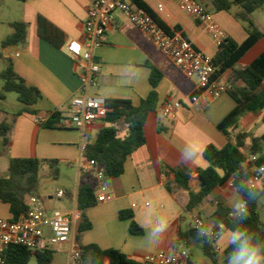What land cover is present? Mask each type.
<instances>
[{"label": "crops", "instance_id": "obj_1", "mask_svg": "<svg viewBox=\"0 0 264 264\" xmlns=\"http://www.w3.org/2000/svg\"><path fill=\"white\" fill-rule=\"evenodd\" d=\"M89 1L0 0V35L7 36L12 32L9 26L11 22H23L26 26L24 41L6 47L0 54V67L4 68L6 59L11 60L16 73L28 85L39 90L40 98L34 105L39 114L58 112L62 118L69 113L71 99L79 95L80 83L66 45L70 40L83 39V22ZM141 1L170 30L177 27L176 31L181 32L198 50L214 56L218 41L183 10L178 0ZM196 1L212 14L225 37L237 44L246 39L244 24L236 20L232 12L214 11L209 0ZM256 10L252 12L251 18L256 27L264 32V13H256ZM261 52H264V38L259 39L238 60L237 66L242 68L249 65ZM95 59L100 65V71L95 86L89 92L104 100L123 99L137 106L151 89L148 64L162 74L155 87V110L148 115L144 124L145 144L126 157L122 174L100 181L90 172L79 170L80 133L72 128L45 127L28 115L12 118L21 108L19 103L14 112L0 108V121L5 120L10 124L9 141L5 148L0 138V175L7 172L13 157L55 160L58 163L55 177L58 176L59 166L66 165L71 185L62 186L54 193L56 197L57 191L65 192L64 197H56L58 209L64 211L76 207L75 196L80 183L92 181L96 186V196L101 193V185H104L105 192L111 193L112 198L97 201L86 210L91 226L78 234V243L119 250L140 264L147 253L158 250L168 252L185 246L184 243H177V233L191 228L194 216L200 217L210 226L209 216L217 201L233 209V203L241 198L232 184L227 182L204 197L197 208L186 211L187 191L176 185L171 171H188V186L197 192L200 181L196 169L208 166L202 150L208 144L222 148L227 143L229 137L220 132L217 125L236 103L224 92L216 98L203 94L198 105L191 104L189 98L197 90V77H187L177 70L171 59L162 54L143 31L118 11H115L113 22L102 38V45L95 51ZM7 98L5 96L0 102ZM165 101H179L181 107L168 116H162L160 107ZM262 115L264 110L246 114L230 136L239 132L252 134L250 129L259 120L264 121ZM101 126L102 121H99L86 129L87 143L94 140ZM186 152L191 155L186 157ZM40 193H44L41 178L37 196ZM52 197L48 194L43 200L50 201ZM120 211H131L132 219L143 229V233H130V219L120 218ZM0 218H12L8 204L1 201ZM160 221L166 222L167 227L153 243L151 230ZM78 223L74 229V238ZM220 235L216 241L219 250L217 242ZM186 248L191 261L196 262L193 252L197 249L201 251L199 244L191 242ZM51 264H54V258Z\"/></svg>", "mask_w": 264, "mask_h": 264}, {"label": "trees", "instance_id": "obj_2", "mask_svg": "<svg viewBox=\"0 0 264 264\" xmlns=\"http://www.w3.org/2000/svg\"><path fill=\"white\" fill-rule=\"evenodd\" d=\"M23 1V0H21ZM214 11L232 12L234 18L244 24L247 32L246 39L237 44L228 37H224L217 44V49L212 57L213 64L217 67L216 77L224 75L226 92L235 101V107L220 121L217 129L229 140L222 148L208 144L202 150V156L208 163L205 169H196L202 187L193 192L188 186L190 178L188 171L171 169L175 183L187 191L188 201L186 211H191L210 194L214 189L230 182L234 190L242 197L243 189L238 191L239 185L250 176V163L247 162L248 154L256 157L255 164L264 165V133L254 136L248 132L231 135L239 121L248 113H258L264 110V52H261L249 65L242 68L237 66L238 60L261 38L264 32L254 24L251 14L258 8L264 7V0H209ZM132 2L144 9L155 22L168 34L178 30H170L141 0ZM235 9V10H234ZM12 32L1 41V47L14 46L25 39L26 26L23 22H11ZM149 83L151 86L147 96L139 105L134 106L128 100H104L108 111L102 119V126L96 132L95 138L85 146L83 154L86 159H93L101 167L106 180L116 178L123 172L126 157L145 144L144 124L150 113L155 110L157 94L155 87L161 78V72L151 64ZM2 81L0 99L5 98L8 92L16 94L21 108L12 115L36 116L39 112L34 105L40 98L39 90L28 85L14 70L11 60L6 59L4 68L0 71ZM60 114L52 112L42 124L48 128L60 127ZM264 120V115H262ZM10 124L5 120L0 121V138L5 148L8 145V132ZM47 166L54 176L57 174L58 163L55 160H39L37 158L13 157L9 161L7 172L0 175V201L8 204L11 219H17L27 210L26 199L30 195H37L38 183L42 169ZM264 188V182L262 187ZM264 195V194H262ZM261 195V196H262ZM76 207L81 215L77 225L75 240L80 253V264H136L125 254L116 249H101L97 245H80L78 234L90 228L86 217V210L97 202L96 186L92 181L82 182L76 191ZM257 198L248 204V218L243 225L248 229L264 236V221H260L258 214ZM233 209L222 201L215 203V209L209 216L210 226L215 228L222 223L223 230H232L235 226V217L230 216ZM131 211H120L119 217L130 219L129 231L132 234H142L143 229L132 219ZM198 230L189 228L178 231L177 243L187 245L191 242L200 246L202 254L213 264L218 262V253L214 251L217 238L197 236ZM231 251L229 244L223 251L228 256ZM54 251L50 249L31 250L23 246H12L6 254V264H26L34 257L37 264H51ZM107 261V262H106ZM189 264H197L190 261Z\"/></svg>", "mask_w": 264, "mask_h": 264}, {"label": "built area", "instance_id": "obj_3", "mask_svg": "<svg viewBox=\"0 0 264 264\" xmlns=\"http://www.w3.org/2000/svg\"><path fill=\"white\" fill-rule=\"evenodd\" d=\"M183 10L218 42L225 35L213 16L196 0H178ZM115 11L123 14L135 27L143 31L157 46L162 54L169 57L174 67L187 77H197V90L189 101L193 105L200 103V96L205 94L216 98L226 92V83L222 76L216 77L217 67L212 57L198 50L181 32L166 33L155 20L131 0H90L86 8L83 22V39L70 40L66 50L74 62L75 74L80 83L79 95L70 102L68 115L60 119V127L76 129L80 133V157L77 167L81 171L90 172L97 180H104V172L93 159L84 158L85 131L96 122L102 121L108 111L104 99L91 95L89 90L96 84V76L100 65L95 59V51L102 45V38L113 22ZM181 107L179 101H165L160 107L162 116H168ZM49 113L34 116V121L42 125ZM256 157L248 154L250 176L245 181L251 186L261 188L264 182V165L255 164ZM101 193L97 201L110 200L111 193H106L101 185ZM65 196L63 190L56 192V197ZM27 210L17 219L0 218V264H6V254L12 246H23L31 250L50 249L54 252H64L67 264H80V253L74 238V229L80 219L81 212L77 207L71 211L48 209L44 200L37 195L26 199ZM233 213V212H232ZM230 216H233V214ZM191 228L209 229L219 237L222 229L217 224L215 228L207 226L200 217L194 216ZM217 241V240H216ZM65 246V249L63 247ZM216 243L214 251L217 253ZM191 256L185 246L171 251L158 250L145 254L140 264H189Z\"/></svg>", "mask_w": 264, "mask_h": 264}, {"label": "clouds", "instance_id": "obj_4", "mask_svg": "<svg viewBox=\"0 0 264 264\" xmlns=\"http://www.w3.org/2000/svg\"><path fill=\"white\" fill-rule=\"evenodd\" d=\"M190 155L189 152L185 153L186 157ZM240 189H243V195L233 203L232 214L236 223L229 232L228 242L231 245V251L227 257V264H264V236L243 225V221L248 218L249 202L261 197L264 194V188H257L243 182L239 185L238 191ZM217 223L222 229V223ZM166 227V222L160 221L151 230L153 243L159 239ZM212 235L213 233L206 228H201L197 233L198 237H211Z\"/></svg>", "mask_w": 264, "mask_h": 264}, {"label": "rangeland", "instance_id": "obj_5", "mask_svg": "<svg viewBox=\"0 0 264 264\" xmlns=\"http://www.w3.org/2000/svg\"><path fill=\"white\" fill-rule=\"evenodd\" d=\"M256 13H264V7L258 8L256 10ZM2 34V33H1ZM0 54L3 53L5 48L1 47V41L5 38L6 35H0ZM214 39V38H213ZM3 67H0V71ZM2 81L0 80V91H1ZM6 97H8L4 102H0V108L4 107L5 110H8L9 112H14L16 105H20L19 102L16 99V94L14 92H8L5 94ZM252 134L260 135L264 133V121L259 120L256 124V126L252 127L250 129ZM70 172L68 171V168L66 165H60L59 166V173L58 176L55 177L53 173L50 172V170L44 166L41 173V181H42V187L44 190V193H40L39 197L44 198L48 194L53 196L50 201L44 200V205L48 208L52 209H58L59 206L57 205V198L55 197V191L62 187V186H70ZM258 214L260 221H264V195L260 197L258 200ZM228 230H223L220 239L217 242V245L219 246L220 250L218 252V262L217 264H227V257L225 256L223 251L224 249L229 245L228 237H229ZM54 258V264H67V256L65 253L60 252H54L53 254ZM193 258L198 264H213L208 258L203 256L201 251L199 249L195 250L193 252ZM26 264H37L34 257H31L29 261Z\"/></svg>", "mask_w": 264, "mask_h": 264}, {"label": "water", "instance_id": "obj_6", "mask_svg": "<svg viewBox=\"0 0 264 264\" xmlns=\"http://www.w3.org/2000/svg\"><path fill=\"white\" fill-rule=\"evenodd\" d=\"M202 185H203V184H202V183H200V185H199V188L197 189V191L200 189V187H202Z\"/></svg>", "mask_w": 264, "mask_h": 264}]
</instances>
